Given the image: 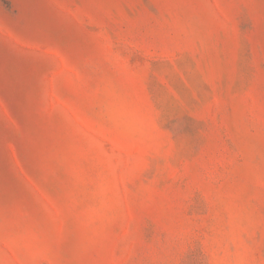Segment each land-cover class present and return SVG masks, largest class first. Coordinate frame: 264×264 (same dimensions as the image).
<instances>
[{
    "label": "rangeland",
    "instance_id": "374dc122",
    "mask_svg": "<svg viewBox=\"0 0 264 264\" xmlns=\"http://www.w3.org/2000/svg\"><path fill=\"white\" fill-rule=\"evenodd\" d=\"M0 264H264V0H0Z\"/></svg>",
    "mask_w": 264,
    "mask_h": 264
}]
</instances>
